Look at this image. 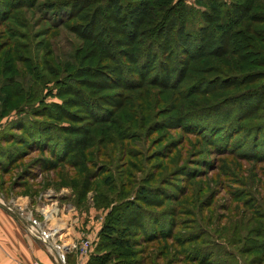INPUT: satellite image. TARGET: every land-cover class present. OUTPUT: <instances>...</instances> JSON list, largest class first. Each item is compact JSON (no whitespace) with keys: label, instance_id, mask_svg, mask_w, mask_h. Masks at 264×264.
<instances>
[{"label":"trees","instance_id":"trees-1","mask_svg":"<svg viewBox=\"0 0 264 264\" xmlns=\"http://www.w3.org/2000/svg\"><path fill=\"white\" fill-rule=\"evenodd\" d=\"M194 1L202 8H194L185 0H43L42 6L46 9L67 8L66 20L76 18L69 23L70 30L84 41L73 53L76 64L63 70L53 62L54 56L46 39L56 25L47 24L41 32L30 35L23 29L28 23L21 7H31L35 0H13L10 8L7 0H2L0 33L4 38L0 40V118L11 110L17 116L0 125V141L9 139L19 143L14 146V154L11 152L13 146L0 144L2 170L6 171L33 149L46 150L51 157L57 155L51 148L55 140L48 135L53 122L46 118L58 115L80 117L89 113L87 109L84 112L68 110L65 103L72 101L71 96L62 98V102L45 101V96L40 95L45 73L57 77L63 71L60 78H54L57 85L63 81L58 95L70 93L90 99V105L103 111L101 114L112 109V114L119 116L115 117L119 141L124 138L120 120L128 123L129 132L144 130L150 124H156V129H185L182 122L185 118L203 115L208 119L209 114L211 116L223 107L227 108L226 113L216 114L219 123L211 124L215 128L213 134L207 132L204 135L209 143H213V137L221 141V137H226V133L235 128L247 131L249 135L259 132L262 139L264 0ZM12 10L16 14L11 13ZM192 15L197 16V24L189 28L188 18ZM25 72L31 75L27 89L15 77ZM126 72L127 77H124ZM89 83L96 88H117L109 92V97L116 96V100L98 101L89 97L79 88ZM150 86L157 88L149 93ZM127 89L135 92L128 94L126 103L121 101L122 98L118 100L117 96H123ZM160 102L163 105H158ZM75 104L82 105L80 102ZM121 106L125 107L120 115L118 109ZM30 127L36 131L23 136ZM14 129L23 133L14 132ZM193 129L198 128L189 126L190 131L197 132ZM136 136L133 133L130 138ZM32 143L40 146L27 150ZM214 146L217 147L216 143ZM119 154L131 155L132 148L121 149ZM51 157L40 156L37 166L40 171L56 168V159ZM61 161L59 159L58 163ZM36 175L23 173L21 181ZM134 205L114 201L104 212L96 243L100 250L90 252L84 264H157L154 262L158 257L170 252L176 253L180 258L178 261L188 260L189 250L185 255L177 248L172 249L173 245L182 242L173 236V226H153L148 230L141 215L126 216ZM260 225L254 229L262 234L263 240L250 243L251 246L246 244L248 250L259 249L250 256L256 263L264 258V223ZM161 238L172 241L173 245L165 241L148 255L147 246L141 247L136 242L145 244ZM148 248L152 249L151 246ZM197 254L198 251L193 253L189 260L194 262Z\"/></svg>","mask_w":264,"mask_h":264},{"label":"rangeland","instance_id":"rangeland-1","mask_svg":"<svg viewBox=\"0 0 264 264\" xmlns=\"http://www.w3.org/2000/svg\"><path fill=\"white\" fill-rule=\"evenodd\" d=\"M189 1L194 8H202L194 0ZM12 2L7 0L6 5L10 8ZM42 2L35 0L31 7H21L28 23V27L23 29L30 35L41 32L47 24H55L56 27L46 35V39L54 56L53 62L65 70L64 67L76 64L73 53L83 45V38L70 30L69 23L76 18L66 20L67 8L61 6L49 10L42 6ZM11 13H15V10ZM196 19V15L190 16L187 26L196 27ZM2 38L4 34L0 35V40ZM68 63H71L70 66ZM62 74L63 71L57 77H49L45 73L44 89L40 95L45 96V101L55 102H62V98L71 96L72 101L65 103L68 110L84 112L87 109L89 113L80 117L58 115L46 118L53 122L48 135L55 140L51 148L57 155L51 157L46 150L33 149L40 145L32 143L26 149L33 150L22 159L11 164L6 171L0 167V199L21 204L24 202L22 196L27 195L30 201L37 197L49 203L47 208L55 211L53 216L47 218V224L54 226L56 239L65 246L67 264H75V256L76 262L82 260L77 250L80 238L92 239L89 253L100 250L96 245L98 230L104 212L114 201L135 203L127 212V217L141 215L148 230L153 226H173V236L182 241L173 245L172 241L162 238L145 244L137 240L139 246H147L146 255L153 253L165 241L173 245L172 249L177 248L184 254L189 250V255L185 254L188 260L178 261L180 258L176 257V253L170 252L158 257L154 263L264 264V258L257 263L250 259L259 249L248 250L246 246L263 240L262 234L254 228L264 223V133L260 139L259 132L249 135L242 129H229L227 136L224 135L226 137H219L223 143L213 137L215 147L204 135L207 132L213 134L215 128L211 124L219 123L216 114L220 116L226 113L227 108L223 107L217 113L209 114L208 119L203 115L185 118L182 121L185 129H156V124H150L144 130L129 132L128 123L120 120L118 123L123 128L124 138L119 141L115 119L119 116L112 114V109L101 114L103 111L90 105V99L85 100L70 93L57 94L63 81L57 85L54 78H60ZM15 77L24 89L28 88L31 81L29 73L16 74ZM124 77H127V72ZM89 84L79 87L89 97L98 101L116 100V96L109 97V92L117 88H96ZM148 88V92L152 93L157 87ZM134 92L124 90L123 96H117L118 100L122 98L121 101L126 103L128 94ZM76 102L82 105H76ZM158 105L163 104L160 102ZM104 106L107 105L104 103ZM124 107L118 109L120 115ZM16 116L14 110L9 111L0 118V125ZM189 126L198 128L193 129L197 132L190 131ZM34 131L33 127L24 133L14 129V132H22L23 136H30ZM133 133L137 136L130 138ZM0 144L13 146L11 152L14 154V146L19 143L6 139L1 140ZM127 148H132L131 155L119 154L121 149ZM40 156L55 158L56 168L40 171V167H37ZM59 159H62L61 163H58ZM26 172L37 175L21 181V175ZM29 189L33 191H27ZM251 226V229H246ZM253 229L254 232L248 233ZM75 230L78 235L73 236L71 231ZM191 247L194 248L193 252L190 251ZM197 251L194 262L190 261V256Z\"/></svg>","mask_w":264,"mask_h":264},{"label":"crops","instance_id":"crops-1","mask_svg":"<svg viewBox=\"0 0 264 264\" xmlns=\"http://www.w3.org/2000/svg\"><path fill=\"white\" fill-rule=\"evenodd\" d=\"M185 1L190 3L189 0ZM22 198L21 200L26 203V208L38 218L43 217L40 210H47L49 203L37 197L30 201L27 195H23ZM12 207L13 210H9L0 203V264H31L33 261H38L40 264H55L44 243L25 230L23 215H17L15 212L17 208L13 205ZM54 211L50 210L51 216ZM71 234L76 236L78 231H71ZM86 257L76 262L75 256V264H84Z\"/></svg>","mask_w":264,"mask_h":264},{"label":"built area","instance_id":"built-area-1","mask_svg":"<svg viewBox=\"0 0 264 264\" xmlns=\"http://www.w3.org/2000/svg\"><path fill=\"white\" fill-rule=\"evenodd\" d=\"M0 203L7 209H12V205L16 207L15 212L17 215H23L25 230L38 240L42 241L52 255L55 264H67L65 261V246L56 239V233H54V226L47 224V218L51 215L50 209H41L43 217L38 218L31 210L26 208L25 204L15 203L14 201H3L0 199ZM13 210V209H12ZM92 245V239L89 237L80 238L77 243V250L80 258L88 255ZM70 248V246H68ZM31 264H40L38 261H33Z\"/></svg>","mask_w":264,"mask_h":264}]
</instances>
